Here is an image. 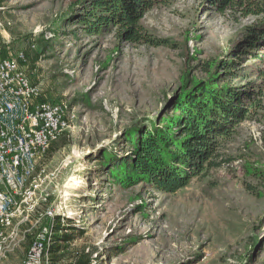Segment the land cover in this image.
Returning <instances> with one entry per match:
<instances>
[{
    "label": "rangeland",
    "instance_id": "rangeland-1",
    "mask_svg": "<svg viewBox=\"0 0 264 264\" xmlns=\"http://www.w3.org/2000/svg\"><path fill=\"white\" fill-rule=\"evenodd\" d=\"M86 0H0V34L28 55L25 71L44 98L63 103L70 128L40 162L51 181L46 204L72 237L51 264H264V65L245 58L237 87L254 86L259 106L223 141L217 167L175 193L116 178L140 134L172 111L184 84L207 78L229 40L264 20L219 12L210 0H166L140 26L168 46L125 42L119 30L90 34ZM48 43L47 50L36 41ZM35 49L31 50V45ZM44 53V54H43ZM38 55L32 69L30 60ZM229 58H226L228 60ZM64 143L63 145H60ZM64 225V226H61ZM27 236L0 264H22Z\"/></svg>",
    "mask_w": 264,
    "mask_h": 264
},
{
    "label": "trees",
    "instance_id": "trees-1",
    "mask_svg": "<svg viewBox=\"0 0 264 264\" xmlns=\"http://www.w3.org/2000/svg\"><path fill=\"white\" fill-rule=\"evenodd\" d=\"M210 1L219 12L241 10L245 15H264V0ZM86 2L90 5L82 8L79 17L86 32L101 34L118 29L120 39L125 42L168 46V40L151 39L140 26L146 12L166 0ZM36 43L42 49L49 48L43 39H37ZM227 44L225 60L206 63L207 78L186 82L172 104L171 113L156 119L133 142L127 161L119 167L121 175L116 178L123 187L142 182L165 193H175L204 169L219 166L216 158L221 144L247 118L250 108L260 104V94L254 86H233L227 79L237 77L236 69L241 68L245 58L264 65V20L247 27L237 40H229ZM38 59V55L31 58L32 69ZM257 71L264 74V67ZM55 146L51 144L47 156ZM59 226L57 230H65ZM71 239L67 234L54 236L49 251L51 261H56Z\"/></svg>",
    "mask_w": 264,
    "mask_h": 264
},
{
    "label": "built area",
    "instance_id": "built-area-1",
    "mask_svg": "<svg viewBox=\"0 0 264 264\" xmlns=\"http://www.w3.org/2000/svg\"><path fill=\"white\" fill-rule=\"evenodd\" d=\"M27 62V53L13 52L0 34V260L29 236L22 264H51L54 236L63 230L54 224L60 211L46 204L51 181L39 165L70 128L69 112L44 98L25 71ZM58 216L63 222L64 213Z\"/></svg>",
    "mask_w": 264,
    "mask_h": 264
}]
</instances>
